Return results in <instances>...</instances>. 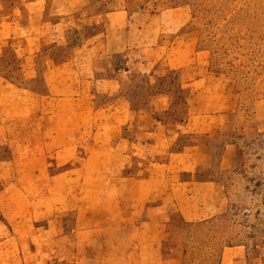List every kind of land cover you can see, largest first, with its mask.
<instances>
[{"label": "rangeland", "instance_id": "rangeland-1", "mask_svg": "<svg viewBox=\"0 0 264 264\" xmlns=\"http://www.w3.org/2000/svg\"><path fill=\"white\" fill-rule=\"evenodd\" d=\"M24 2L1 0L6 4L3 9L10 3ZM38 4L42 5V12L33 14L27 9L21 13L22 20L61 19L66 28L60 30L57 39L53 37L55 31L45 27L43 36L36 33L34 44L26 47L27 43L21 39L28 36L25 28L13 27L15 37L5 40L2 47L0 44V55L6 51L17 56L14 58L10 53L11 59L0 58V241L9 236L10 229L25 239L23 230H28L25 227L28 223L29 240L41 242L43 238L45 242L44 235L38 237L37 227L47 221L52 223L51 219L41 217L42 212L45 216L51 213L53 203L54 208L59 206L55 229L67 234L60 240L57 258L67 260L69 253L63 246L73 241L67 232L74 227L76 217V209L67 208L68 202L77 199V191L85 198L81 209L90 213L100 198L114 194L113 187L91 183L96 182L90 181L95 178V172L88 173L91 178L88 187L78 184V179L70 180L79 175L68 167L81 163V154L73 156L69 165L61 157L59 165H50L51 169L44 175L31 171L39 163L37 151L47 146L41 131L52 129L50 123L43 124V116L52 114L50 110L55 107L45 96L47 90L36 93L29 87L59 85L53 98L60 103V130L66 135L67 111L72 110L69 102L77 91L75 88L68 91L66 87L73 82L77 87L82 84L79 92L85 91L92 99L93 110L86 116L92 120L94 146L103 144L113 149L120 132L131 137L139 135L141 143L149 141L142 139L149 121L137 122L136 116L149 109L143 103L150 93L163 92L165 97L159 102L163 107L153 116L187 121L184 129L179 127V132L171 133V151L185 149L182 156H187L193 149L182 148L184 144L201 143L210 153L205 159L209 165L207 171L190 174L176 168L167 171L164 177V181L193 176L219 179L228 200L225 213L181 225L182 253L176 264H218L223 247L237 243L245 244L253 252L251 260L256 259L253 264L262 261L259 254L264 261V0H38ZM109 24L110 36L106 39ZM30 30L34 31L35 27ZM39 36L42 37L38 41ZM84 62L92 65L80 77L76 71L68 75L67 71L59 70L62 67L77 70ZM19 63L21 75L5 73L19 71L16 68ZM42 70L45 74H41ZM37 71L43 80L39 77L32 81ZM105 77L116 81L106 86L102 79ZM126 99L138 100L139 109L132 114L126 109L128 120L118 122L112 137L105 139L101 121L114 115L112 112ZM172 127L169 122L168 128ZM196 128H203L209 138L195 133ZM159 156L156 160L167 159L166 154ZM100 159L105 161L103 157ZM106 160L114 161L109 155ZM133 161L135 167L129 172L138 173L139 169L138 174L146 172L145 157L134 156ZM221 165L226 168L221 169ZM7 210L13 216L9 225L5 224ZM91 217L82 222L95 223L97 220ZM110 231L106 228L101 233ZM149 232L147 237L152 228ZM95 234L81 235L80 242L95 245ZM34 249L28 250L30 261L38 259L46 263L55 256L50 251H38L36 245ZM18 254L17 249L7 253L0 249V260L17 259ZM145 260L150 261L138 251L127 257L128 263L143 264Z\"/></svg>", "mask_w": 264, "mask_h": 264}, {"label": "crops", "instance_id": "crops-1", "mask_svg": "<svg viewBox=\"0 0 264 264\" xmlns=\"http://www.w3.org/2000/svg\"><path fill=\"white\" fill-rule=\"evenodd\" d=\"M24 3L19 5L16 3H10L11 5L3 9L6 4L1 3L0 0V12H2V17L0 16V44L1 47L4 45L5 40L13 38L12 35L13 27H19L27 32L28 36H23L21 39L23 42L29 44L33 43L35 40L36 33L44 34L43 28L51 27L55 31L53 37L60 38L59 32L61 29L66 28L65 24L61 19H56L53 22H45L35 19L22 20L21 13L27 9L31 13L35 14L42 12V5L38 4V0H24ZM39 5V6H38ZM107 26L106 29V39L110 36V27ZM35 30H30L34 28ZM68 27V26H67ZM36 31V32H35ZM100 32V31H99ZM35 35V36H34ZM94 33L91 36H95ZM42 36L38 37V41ZM90 36V38H91ZM89 39V38H88ZM10 40V39H9ZM21 41V42H22ZM96 41V40H94ZM32 44V45H33ZM94 45H91L93 47ZM34 50L31 51V54ZM11 52L4 51L0 55V58L4 60L11 59ZM14 58H17L15 53H11ZM86 54V52H85ZM28 55V54H27ZM45 56L49 58H54L50 54ZM67 56V55H66ZM66 56H63L66 57ZM55 59V58H54ZM53 59V60H54ZM13 60V59H12ZM86 60V59H85ZM10 62V61H9ZM88 62L82 63L77 70L72 67H62L59 70L63 73L67 71V74H76L80 77L82 73L88 71L90 66ZM22 66V64H21ZM19 63V71H5L8 76L17 75V73H22V68ZM87 67V68H86ZM10 68H12L10 66ZM41 74H45L42 70ZM40 71H37V77L32 81H36L41 77ZM57 73H59L57 71ZM83 73V74H84ZM10 79H15L10 77ZM43 80V78L41 77ZM82 79V76H81ZM105 81L106 86L112 85L114 80L113 77L102 78ZM22 80V79H21ZM20 80V82H22ZM83 80V79H82ZM72 84V85H71ZM71 82L66 87V90L70 91L75 88L76 95L71 97V102H69L72 110L68 112V118L66 120V128L68 132L61 133V121L58 118L60 112V103L55 102L53 94L58 86H52L50 88H42L32 86L29 87L31 92L36 93H47L45 96L49 97L51 100L52 108L50 112L52 114L43 116V124L47 125L50 123L52 129L47 131H41V135H44V140L47 146L37 151L40 156L37 159L38 166H32L31 171L38 172L39 175H44L45 171H49L52 167L59 162L61 157L67 159L68 165L73 156L81 154L83 156L82 162L78 165L70 167L69 170L77 174L76 178L72 176L71 181L78 179V184H83V187H88L90 184L88 182L89 172H95V178L90 181L93 185H99L102 187H113L115 188L114 194H110L106 198H100L99 203H96V208L90 213L87 210H82L81 205L83 198L82 195L77 193L74 201L68 202L67 208L76 209V217L74 222V227L67 232L70 236L69 239L73 241L68 242L64 245L67 249L68 259L61 260L57 257L61 249L60 240L67 236L66 233H60L59 230L56 231L55 227L58 223L56 219L58 218L57 211L58 208L53 206L51 203V213L45 216L42 212L43 219H51L50 222H45L39 225L38 237L45 236V242L43 238L41 242H31L27 237L29 231L28 223H25V227L28 230H23V235L26 237L22 238L18 232H12L10 229L9 236L5 235L4 239L0 241V249L5 253L9 251L18 250V258L1 259V264H138L132 261L127 262V257L138 251L142 257L149 258L150 261L145 260L143 264H176L181 259L182 245L179 238V229L181 225L192 222V221H204L214 216L225 213L228 207V200L225 196L223 190V185L219 179L215 178H202V177H191L177 180L164 181V177L169 170L179 169L183 172L194 174L198 171H207V163L205 159L209 156V152L205 151L201 143L190 144V146L184 144L182 148H191L193 151L187 156L182 154L183 151L173 152L170 149L171 144V133H175L174 130L179 129V127H184L187 125V121L184 119H171L163 120L153 116V113L163 107L162 101L165 97V93L157 92L150 93L147 97V101L143 104L149 107L147 111H142L136 116L137 122H146L148 124L143 130V140H149L145 143L138 141V136L134 137L123 135L121 132L117 135L115 147L108 148L106 145H93L91 141L92 135V120L86 116V114L91 113L93 110L92 99L88 94L82 91L81 86H75ZM117 82V89L119 86ZM44 88V89H43ZM116 89V90H117ZM49 92V93H48ZM51 92V93H50ZM53 98V100H52ZM60 98V97H55ZM70 99V98H69ZM139 101L134 99H126V102L120 104L119 107L112 112V116L105 121H101L103 126L102 135L105 139L110 138L112 130L118 127V122H123L128 120V115L126 109L129 112L136 113L139 109ZM170 105L164 106L167 109ZM141 111V110H140ZM70 113V114H69ZM83 115V116H82ZM220 116L217 115L215 118L217 121L220 120ZM52 120V122H51ZM169 122L173 125L172 129H169ZM42 124V122H41ZM110 129V131L108 130ZM202 134V138H209L210 135L204 134L203 128H196L195 133ZM113 135V134H112ZM111 135V137H112ZM183 134L182 136H184ZM191 136V135H189ZM118 144V146H117ZM130 146V148H129ZM132 146V147H131ZM129 148V149H128ZM45 156H42V155ZM49 155L47 157L46 155ZM166 154L165 161L163 159L156 160L159 155ZM11 155L13 153L11 152ZM109 155L114 161H107L106 156ZM132 155V156H131ZM142 155L148 160L145 164L146 172H141L137 170L138 173L129 172L134 169L135 164L132 161V157ZM168 156V157H167ZM103 157L105 161L102 162L100 159ZM192 160V161H191ZM76 165V166H75ZM221 169H225L226 166L221 165ZM219 168V169H220ZM53 169V168H52ZM65 170V169H62ZM61 172V171H59ZM71 173L70 175H72ZM53 174V173H52ZM56 174V173H55ZM76 184V183H75ZM77 187V185H76ZM80 195V197H78ZM105 199V200H104ZM160 201H155V200ZM109 204V207L107 204ZM15 208V206H13ZM24 208V206H23ZM46 209L49 206L45 207ZM57 208V209H56ZM39 211V205L37 206ZM23 211V210H21ZM22 213V212H21ZM20 213V214H21ZM91 215L90 219L97 220L95 223H83L82 220L86 219ZM5 224L13 220L12 214H8V210L4 213ZM143 218H146L143 221ZM111 230L107 234H102L101 231L105 229ZM149 228H152L153 232L147 237V232ZM89 232L97 233L93 241L94 244H87L80 242V236L86 235ZM101 233V234H100ZM72 237V238H71ZM87 237V236H86ZM14 239V240H13ZM87 239V238H86ZM16 244H14V242ZM85 241V240H84ZM41 243V247L38 244ZM18 245V246H17ZM35 245L37 250L50 251L55 253V256H51L50 260H38L30 261L28 256V250L35 251ZM227 246V247H226ZM263 248V247H262ZM227 252V254H225ZM46 253H43L45 255ZM48 255V254H47ZM263 261L262 254L258 256ZM253 252L248 250L247 246L242 243L225 245L220 256V261L218 264H253ZM260 261V264H264V261Z\"/></svg>", "mask_w": 264, "mask_h": 264}]
</instances>
